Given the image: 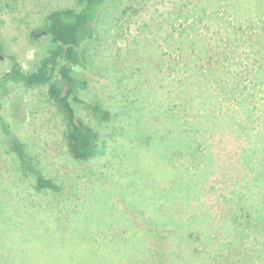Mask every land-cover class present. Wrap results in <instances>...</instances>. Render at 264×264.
Returning a JSON list of instances; mask_svg holds the SVG:
<instances>
[{
  "label": "rangeland",
  "instance_id": "1",
  "mask_svg": "<svg viewBox=\"0 0 264 264\" xmlns=\"http://www.w3.org/2000/svg\"><path fill=\"white\" fill-rule=\"evenodd\" d=\"M75 5L0 0V50L30 70L45 49L32 32ZM94 26L81 96L110 116L75 110L98 155L69 154L45 85L0 90V264H264V0H105ZM230 94L249 97L251 121ZM10 134L60 190L34 187Z\"/></svg>",
  "mask_w": 264,
  "mask_h": 264
},
{
  "label": "trees",
  "instance_id": "2",
  "mask_svg": "<svg viewBox=\"0 0 264 264\" xmlns=\"http://www.w3.org/2000/svg\"><path fill=\"white\" fill-rule=\"evenodd\" d=\"M105 0H76L74 7H61L48 12L41 27L32 32V35L37 39L38 35L45 38L44 53L40 55L35 62V65L30 70H23L15 55L5 51L0 52V58L8 60L9 65L6 69L0 72V90L6 88L10 84H23L26 86L45 85L49 99L55 104L60 112L64 123V138L69 154L76 160L86 161L98 155L101 152L99 136L97 132L79 117L75 110V103H86L91 113L98 119L104 120L110 116V111L103 107L100 103L85 102L81 96L83 90L87 88V81L84 74L88 69L91 58L89 55L92 49V44L97 39L94 23L99 12L102 9ZM260 37V36H259ZM260 40H255V43ZM255 44L259 60L264 59V44ZM262 45V46H261ZM223 55V54H222ZM226 56L219 58V65L223 62ZM186 62L180 64L183 66ZM240 63H243L240 61ZM251 68L256 71L257 63H252ZM187 65V64H186ZM245 67V66H244ZM248 67V66H246ZM209 72L205 73L210 80H216L217 76L209 68ZM56 73L59 78H55ZM256 77V76H255ZM225 89V87H224ZM236 101L237 107L244 115L240 121L242 123L251 121L253 116V104L248 100L249 97H235L230 94ZM236 117L237 115L234 114ZM0 125L6 133H10L6 123L0 117ZM11 147L15 151L20 160L21 167L34 175V187L37 190L49 189L52 191L60 190L59 186L51 179L45 177L39 170L30 164L31 156L25 149L24 142L16 136L10 134ZM179 139V138H178ZM177 139V140H178ZM189 139H179L174 142L178 146L180 153L189 152L192 145ZM197 159L200 160L197 156ZM196 161L198 162V160ZM194 161V166L197 162ZM186 181L174 182V186H182ZM258 199V197H256ZM251 209L247 202L246 212L247 217L254 223L251 224L260 228L258 223L260 216L258 207L253 202ZM243 200L242 205H244ZM239 211H235L234 216L239 215ZM253 208L255 211L252 212ZM241 215L242 212H241Z\"/></svg>",
  "mask_w": 264,
  "mask_h": 264
}]
</instances>
